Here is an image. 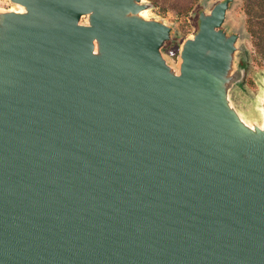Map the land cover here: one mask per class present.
Instances as JSON below:
<instances>
[{
    "label": "water",
    "instance_id": "95a60500",
    "mask_svg": "<svg viewBox=\"0 0 264 264\" xmlns=\"http://www.w3.org/2000/svg\"><path fill=\"white\" fill-rule=\"evenodd\" d=\"M0 5V264H264V70L239 0L175 57L149 0Z\"/></svg>",
    "mask_w": 264,
    "mask_h": 264
},
{
    "label": "rangeland",
    "instance_id": "374dc122",
    "mask_svg": "<svg viewBox=\"0 0 264 264\" xmlns=\"http://www.w3.org/2000/svg\"><path fill=\"white\" fill-rule=\"evenodd\" d=\"M183 3L184 0H159L161 11L170 20L175 19L177 9ZM0 5L10 6L11 4L7 0H0ZM149 14H151L150 10ZM231 15L234 20L245 22V29L248 33L245 44L251 65L250 86L248 88L250 93H256L258 85L254 75L264 70V0H240L232 10Z\"/></svg>",
    "mask_w": 264,
    "mask_h": 264
},
{
    "label": "flooded vegetation",
    "instance_id": "af4514ba",
    "mask_svg": "<svg viewBox=\"0 0 264 264\" xmlns=\"http://www.w3.org/2000/svg\"><path fill=\"white\" fill-rule=\"evenodd\" d=\"M6 1V0H5ZM153 7L150 9L152 15L164 18L169 21L174 33L173 38L168 40L164 46V50L175 57L179 51V42L177 41L178 36L181 37V41L189 35L197 32L201 22V12L203 6L201 5V0H184V3L177 9L176 17L174 20L166 18L163 11L160 9L159 0H149ZM220 0H209V2L216 4ZM240 1V0H239ZM8 2V1H7ZM244 67V75L240 80L239 85L243 87L244 85L250 86V58L247 55L246 62H240Z\"/></svg>",
    "mask_w": 264,
    "mask_h": 264
}]
</instances>
